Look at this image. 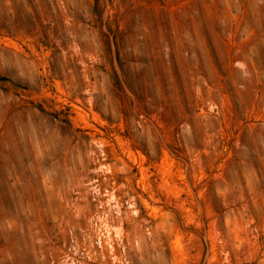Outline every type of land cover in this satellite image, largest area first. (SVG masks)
<instances>
[{
    "label": "rangeland",
    "instance_id": "obj_1",
    "mask_svg": "<svg viewBox=\"0 0 264 264\" xmlns=\"http://www.w3.org/2000/svg\"><path fill=\"white\" fill-rule=\"evenodd\" d=\"M0 264H264V0H0Z\"/></svg>",
    "mask_w": 264,
    "mask_h": 264
}]
</instances>
